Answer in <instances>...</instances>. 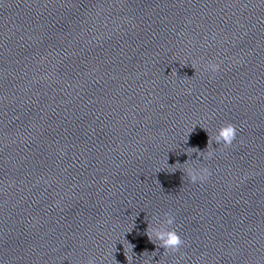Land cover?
<instances>
[{"label": "water", "instance_id": "95a60500", "mask_svg": "<svg viewBox=\"0 0 264 264\" xmlns=\"http://www.w3.org/2000/svg\"><path fill=\"white\" fill-rule=\"evenodd\" d=\"M90 259L264 264V0H0V264Z\"/></svg>", "mask_w": 264, "mask_h": 264}, {"label": "clouds", "instance_id": "9594fccd", "mask_svg": "<svg viewBox=\"0 0 264 264\" xmlns=\"http://www.w3.org/2000/svg\"><path fill=\"white\" fill-rule=\"evenodd\" d=\"M219 70V65L215 63H209L205 67V71L216 73ZM237 135V129L236 126L228 123L218 130L214 140L217 145H223L225 148H229L233 145V142L236 139ZM190 150H193V153H196L197 158H201L199 155L200 153H203L195 148H190ZM192 153V155H193ZM215 153L209 152L206 157H203V159H211ZM188 157H191L186 153ZM189 159L184 163L180 164L177 162L176 165H188ZM171 167V166H170ZM185 175H187L189 182L192 184H198V183H204L206 180L209 179L211 176V171L208 167H188L185 170ZM175 223V217L171 213H165V219H164V226L160 228H154L152 226H149L146 229L145 234L148 237V240L150 243H153L156 245V249L160 248L165 251V253L171 252L176 253L178 252L184 245V241L180 238L177 231L175 230H169L171 226ZM134 245H132V248ZM147 252V251H145ZM155 253V251L153 252ZM87 264H94L93 260H89Z\"/></svg>", "mask_w": 264, "mask_h": 264}]
</instances>
